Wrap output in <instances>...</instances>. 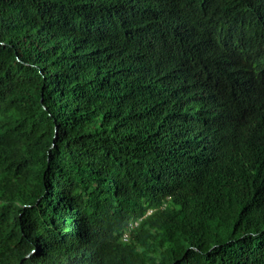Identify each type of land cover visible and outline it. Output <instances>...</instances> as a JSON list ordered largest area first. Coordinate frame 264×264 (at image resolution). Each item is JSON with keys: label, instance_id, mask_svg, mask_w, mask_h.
Returning a JSON list of instances; mask_svg holds the SVG:
<instances>
[{"label": "trees", "instance_id": "16d2710c", "mask_svg": "<svg viewBox=\"0 0 264 264\" xmlns=\"http://www.w3.org/2000/svg\"><path fill=\"white\" fill-rule=\"evenodd\" d=\"M258 93L264 0H0V264H264Z\"/></svg>", "mask_w": 264, "mask_h": 264}, {"label": "clouds", "instance_id": "9594fccd", "mask_svg": "<svg viewBox=\"0 0 264 264\" xmlns=\"http://www.w3.org/2000/svg\"><path fill=\"white\" fill-rule=\"evenodd\" d=\"M245 94L247 95L248 93L247 92H245ZM257 99L260 101V102H263L264 103V94H257ZM240 102V101H239ZM243 102H246V100L245 101H243ZM254 103V102H253ZM251 107H252V105H251ZM260 117H261V122H260V124L259 125H261V126H263L264 127V114H262V115H260ZM264 137V136H263ZM223 146V140L221 139V137L219 136V138H218V149H220L221 147Z\"/></svg>", "mask_w": 264, "mask_h": 264}]
</instances>
